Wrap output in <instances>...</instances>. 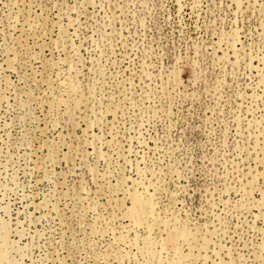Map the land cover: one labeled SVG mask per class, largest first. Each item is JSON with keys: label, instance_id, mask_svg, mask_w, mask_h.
Here are the masks:
<instances>
[{"label": "rangeland", "instance_id": "rangeland-1", "mask_svg": "<svg viewBox=\"0 0 264 264\" xmlns=\"http://www.w3.org/2000/svg\"><path fill=\"white\" fill-rule=\"evenodd\" d=\"M0 264H264V0H0Z\"/></svg>", "mask_w": 264, "mask_h": 264}, {"label": "bare ground", "instance_id": "bare-ground-1", "mask_svg": "<svg viewBox=\"0 0 264 264\" xmlns=\"http://www.w3.org/2000/svg\"><path fill=\"white\" fill-rule=\"evenodd\" d=\"M146 214V208L143 206L140 202L136 201L135 202V208H134V218L137 222H143V217ZM179 237H184L185 234L183 233H178Z\"/></svg>", "mask_w": 264, "mask_h": 264}]
</instances>
